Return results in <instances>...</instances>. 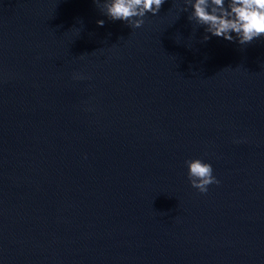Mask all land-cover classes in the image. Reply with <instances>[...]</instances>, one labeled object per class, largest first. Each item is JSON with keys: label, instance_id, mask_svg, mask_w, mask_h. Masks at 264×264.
Returning a JSON list of instances; mask_svg holds the SVG:
<instances>
[{"label": "water", "instance_id": "1", "mask_svg": "<svg viewBox=\"0 0 264 264\" xmlns=\"http://www.w3.org/2000/svg\"><path fill=\"white\" fill-rule=\"evenodd\" d=\"M183 7L0 0V264H264V39Z\"/></svg>", "mask_w": 264, "mask_h": 264}, {"label": "clouds", "instance_id": "2", "mask_svg": "<svg viewBox=\"0 0 264 264\" xmlns=\"http://www.w3.org/2000/svg\"><path fill=\"white\" fill-rule=\"evenodd\" d=\"M103 16L110 21H121L131 29L143 26L147 14H159L166 0H93ZM182 12L188 14L189 21L203 27L205 35L202 43L212 37L226 41L249 45L254 40L264 39V0H183ZM103 27L105 20L96 21ZM74 79H84L74 74ZM187 178L191 187L200 193H207L208 186L219 185L220 181L213 175L210 163L199 158L185 161Z\"/></svg>", "mask_w": 264, "mask_h": 264}]
</instances>
